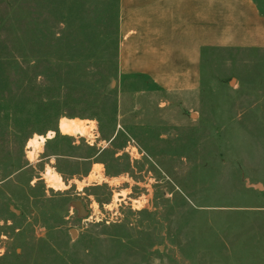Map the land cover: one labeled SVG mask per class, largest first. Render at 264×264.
I'll return each mask as SVG.
<instances>
[{
    "label": "rangeland",
    "instance_id": "obj_1",
    "mask_svg": "<svg viewBox=\"0 0 264 264\" xmlns=\"http://www.w3.org/2000/svg\"><path fill=\"white\" fill-rule=\"evenodd\" d=\"M119 42L118 0H0V264H264V49L168 93Z\"/></svg>",
    "mask_w": 264,
    "mask_h": 264
},
{
    "label": "crops",
    "instance_id": "obj_2",
    "mask_svg": "<svg viewBox=\"0 0 264 264\" xmlns=\"http://www.w3.org/2000/svg\"><path fill=\"white\" fill-rule=\"evenodd\" d=\"M117 70L168 93L201 83L211 49H264V16L253 0H118Z\"/></svg>",
    "mask_w": 264,
    "mask_h": 264
},
{
    "label": "bare ground",
    "instance_id": "obj_3",
    "mask_svg": "<svg viewBox=\"0 0 264 264\" xmlns=\"http://www.w3.org/2000/svg\"><path fill=\"white\" fill-rule=\"evenodd\" d=\"M59 130H60V132L62 134L70 135V136L86 135L87 131H88V130H86V129H84L82 127L81 123H79L77 121H64V122H61L60 125H59ZM38 139H39V142H38L39 144L44 141L43 137H39ZM28 147H30V146H28Z\"/></svg>",
    "mask_w": 264,
    "mask_h": 264
},
{
    "label": "trees",
    "instance_id": "obj_4",
    "mask_svg": "<svg viewBox=\"0 0 264 264\" xmlns=\"http://www.w3.org/2000/svg\"><path fill=\"white\" fill-rule=\"evenodd\" d=\"M4 3H5V5L6 6H8V5H10V3L13 1V0H2ZM23 13V14H22ZM21 13V15H22V17H21V19H25V25H27L28 24V20H29V17L27 18V16H26V14H24V12H22ZM31 22H33V20H30V22H29V25L31 24ZM24 25V26H25ZM38 24H36V25H32V27H31V30H33L34 31V33L33 34H35V36L37 37L38 36V34H39V31L37 30V29H34L36 26H37ZM28 26V25H27ZM26 27V26H25ZM28 27H30V26H28ZM27 33H28V29H26L25 30ZM32 34V35H33ZM25 37H28V34H27V36L26 35H24ZM31 37V36H30ZM0 65H1V63H0ZM51 130H53V131H56V127H55V125H54V127H52V129Z\"/></svg>",
    "mask_w": 264,
    "mask_h": 264
},
{
    "label": "water",
    "instance_id": "obj_5",
    "mask_svg": "<svg viewBox=\"0 0 264 264\" xmlns=\"http://www.w3.org/2000/svg\"><path fill=\"white\" fill-rule=\"evenodd\" d=\"M251 187L256 188V189H260L259 185H251ZM15 213H18V212L15 211Z\"/></svg>",
    "mask_w": 264,
    "mask_h": 264
}]
</instances>
